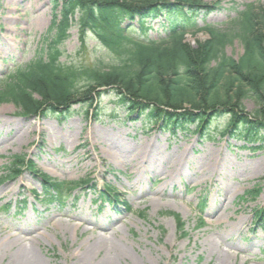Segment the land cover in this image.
Here are the masks:
<instances>
[{
	"label": "rangeland",
	"instance_id": "obj_1",
	"mask_svg": "<svg viewBox=\"0 0 264 264\" xmlns=\"http://www.w3.org/2000/svg\"><path fill=\"white\" fill-rule=\"evenodd\" d=\"M201 2L210 12L201 17L204 22L199 20L200 27L220 33H232L239 13L250 6L264 13V0ZM55 4V0H0V88L16 69L34 60L52 25ZM163 22L152 26L158 30ZM150 33L157 38L155 31ZM69 34L61 62L109 64L92 35L82 49L79 29L73 27ZM208 39L207 32H200L188 35L186 43L196 48ZM225 54L238 61L244 48L233 39ZM109 92L99 103L98 116L89 103H78L64 121L59 113L25 117L12 104L0 106V182L4 181L0 240L42 239L32 248L45 264H79V252L90 238L115 232L124 239L127 251L117 264H264V217L256 215L264 211V149L245 148V141L223 135L228 116L214 121L208 134L196 133L194 126L189 131L165 132L160 124L136 115L128 118L118 96ZM240 104L249 115L260 109L250 98ZM154 144L157 158L165 163L155 175L137 177L121 165L120 157L114 163L104 156L119 151L132 158L137 149ZM16 157L27 162L16 169L22 171L18 176L10 169ZM139 180L143 182L135 191L132 183ZM44 181L73 191L63 205L44 206ZM109 188L113 196L104 205L100 196ZM255 191L259 192L251 195ZM220 214L222 219L216 220ZM27 220L29 226L20 231ZM5 252L0 264H15L16 249Z\"/></svg>",
	"mask_w": 264,
	"mask_h": 264
},
{
	"label": "trees",
	"instance_id": "obj_2",
	"mask_svg": "<svg viewBox=\"0 0 264 264\" xmlns=\"http://www.w3.org/2000/svg\"><path fill=\"white\" fill-rule=\"evenodd\" d=\"M55 3L52 25L42 39L41 49L34 60L16 69L2 84L0 106L12 104L25 117L46 118L59 113V119L64 121L78 103H89L90 110L95 111L93 115L98 116L99 103L111 90L118 96L117 103L128 111V118L136 115L135 118L160 124L165 132L189 131L194 126L196 133L208 134L214 121L228 116L223 135L245 141V148L251 145L253 150L264 149L262 11L250 6L240 12L233 32L227 34L209 26L200 27L199 20L210 12L201 0ZM161 19L165 22L155 30L152 24ZM73 27L79 29L82 49L92 35L107 53L108 65L61 62L62 46ZM150 31H155L157 38ZM200 32H207L209 39L196 48L190 47L186 37ZM233 39L244 48L238 61L225 54ZM247 98L260 107L253 115L246 114L240 104ZM185 106L189 109H183ZM26 163L25 159L14 158L12 175H20L22 171L16 169ZM110 190L102 196H113ZM42 191L41 202L48 206L64 202L73 188L44 181ZM203 210L201 203L199 211ZM256 215L263 218L264 211ZM176 219L182 229L184 224L178 216Z\"/></svg>",
	"mask_w": 264,
	"mask_h": 264
},
{
	"label": "bare ground",
	"instance_id": "obj_3",
	"mask_svg": "<svg viewBox=\"0 0 264 264\" xmlns=\"http://www.w3.org/2000/svg\"><path fill=\"white\" fill-rule=\"evenodd\" d=\"M157 145H152L148 148H140L135 151V154H132V158L126 155L125 152H117L119 155L115 154L112 155L110 151L105 152L104 156L108 157V159L114 161L115 158L118 156L120 157V163L124 167H129L137 177H143L145 174H157L165 164L163 161L157 158ZM182 163V161H181ZM85 165V164H84ZM172 175V173H170ZM143 181H134L132 183V187L135 191H139L141 184ZM145 189L142 188L140 190V194L142 197ZM224 197L228 198V195H223ZM152 203H156V200L151 197L150 199ZM230 201V199L228 198ZM227 200V201H228ZM225 203V206L222 209L224 211L226 205L229 203ZM222 214H220L216 220H221ZM29 220L24 224L20 225V231L24 230V228L28 227ZM16 241L10 243L5 240H0V258L4 256L6 253L5 250L9 247H13L16 249L14 254L15 257V264H45L41 259L38 258L37 253L32 248L34 244L40 242L42 239H32L28 240L25 238H19L17 236ZM124 239L120 237L118 233H114L113 235L107 237L106 235H96L90 238L83 246L82 250L79 252L78 256V263L79 264H117L118 260L126 258L127 251L125 249ZM16 246V247H14ZM101 253H104L101 259H97Z\"/></svg>",
	"mask_w": 264,
	"mask_h": 264
}]
</instances>
